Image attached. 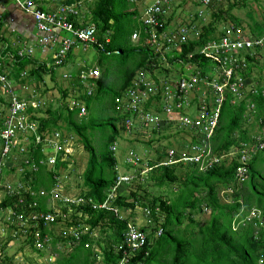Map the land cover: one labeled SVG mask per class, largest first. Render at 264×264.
I'll list each match as a JSON object with an SVG mask.
<instances>
[{"label": "trees", "instance_id": "16d2710c", "mask_svg": "<svg viewBox=\"0 0 264 264\" xmlns=\"http://www.w3.org/2000/svg\"><path fill=\"white\" fill-rule=\"evenodd\" d=\"M50 1L57 5L56 8L74 5L82 10L70 16L76 27L96 26L97 39L104 44L105 50L97 44L92 45L100 53L92 67L102 68V72L97 78H84L81 71L91 68L84 64L70 73L58 75L57 68L69 64L75 47L61 65L50 64L51 58L40 61L32 56H20L23 45L12 48L8 44V35L12 33L3 30L4 16L0 15V44L4 46L0 53V71L12 84L32 85L37 94L35 102L26 101L24 123L30 127L24 132L26 144L16 143L5 155L0 152V161L14 164L15 171L20 170L19 176H15L14 170L4 175V181L12 183L13 190L8 191L3 186L0 197L1 217H4L0 224V264H14L15 255L6 252V247L17 240H23V245H30L31 251L43 257L46 261L43 264H264V147L259 148L261 142L252 133L255 123L260 122V128L264 126V74L255 72L256 68L264 70V46L241 51L246 67L234 69L230 78L222 73L224 67L218 56L200 54L203 45L209 41L220 42L231 26H241L232 10L246 6L248 0H229L227 9L222 8L223 2L217 5L219 7L215 5L216 10L211 9L212 21L207 25H204L205 18H199L197 7L190 23L196 20L202 23V28H196L201 33L184 43L180 52H168L166 61L160 59V53H155L150 39L153 30L158 35L171 32L175 26L172 24L174 13L161 18L164 24L153 29L143 23L142 16L149 4L146 0ZM133 2L143 4L141 14L139 8H131ZM258 26L259 30L253 31L254 38H264L259 21ZM135 33L139 36L137 41L133 39ZM191 53H194L192 57ZM110 56H114L115 66ZM188 65L193 67L190 69ZM195 68L203 76L208 75L201 89L207 91L205 96L209 104L215 103L220 96V92H214L213 81L221 85L227 82L219 122L210 137L200 126L170 121L162 127L153 121L149 124L151 136L147 139V131L141 130L145 127L141 116L155 110L165 121L169 107L171 114L177 117L192 118L199 115L197 110L201 106L197 97L188 106L173 96L167 98L163 88L154 93L144 81L139 82L141 74L151 71L152 85L161 84L162 78H167L172 86L175 78ZM176 69L180 71L177 75ZM47 75L61 92V99L55 104L43 103L41 99L45 90L40 89V85L46 82ZM58 78L69 80L70 85L64 88ZM239 78L244 83L241 94L236 95L230 87ZM132 90L137 91L138 97L139 91L146 94H141L144 99L137 102V107L126 111L123 104L132 98ZM73 100L78 105L72 106ZM10 102L11 96L6 99L0 94V133L3 123L10 117ZM82 107L86 112L80 116ZM107 111L111 113L106 114ZM128 118L141 124L136 123L132 132H126L132 136L127 138L132 148L124 162L132 171L121 174L115 150L122 131H126ZM96 128L111 129L101 138L102 144L101 140H95ZM75 135L88 152L81 191L77 193L72 192L71 181H67L70 176L62 175L61 171L63 167L69 168L71 162L62 160L65 153L62 146L69 136L75 138ZM261 141L264 142L263 137ZM144 143L150 152L140 155L137 144ZM56 144L61 147L55 164L51 165L45 147L50 149ZM246 147H255L257 151L246 161L245 174L239 175L237 167L244 165L239 157ZM131 152L138 158L137 162L129 161ZM198 155L201 159L197 162L194 157ZM120 176L129 179L110 197L111 188ZM129 185L132 188L126 193ZM58 208L62 214H71V220L61 228L59 236L54 235L51 228L63 219ZM137 208L143 210L144 220L146 217V222L139 225ZM252 210L258 215L249 218ZM205 211H209L208 220L202 222L195 217ZM10 212L16 213L14 222L7 218ZM48 212L54 213L57 220L44 224L39 217ZM185 218L188 219L186 224ZM27 220L30 224L38 223L39 227L20 224ZM133 227L145 235L144 242L138 240L133 245L129 234ZM36 229L50 237L48 242L42 243L43 248L34 244ZM64 229L68 233L63 232ZM74 229L81 232L79 236ZM58 241H62V249Z\"/></svg>", "mask_w": 264, "mask_h": 264}, {"label": "built area", "instance_id": "2783aa9c", "mask_svg": "<svg viewBox=\"0 0 264 264\" xmlns=\"http://www.w3.org/2000/svg\"><path fill=\"white\" fill-rule=\"evenodd\" d=\"M178 1L179 0H152L151 3L148 4L146 7V10L142 16L143 23L150 27V28H156V26L164 24V22H161V18H166L168 14H171L172 12L175 13V10L178 7ZM226 0H199L200 2L198 6V16L203 17L206 19V14L210 13L211 6H215L216 3H221ZM17 5L26 13L33 16L36 28L41 32V36L39 37V48H42L45 51L49 52L50 58L53 59V63L57 64H63L66 62V59L68 58L69 54L71 53L73 48L77 47V45H83L85 48L89 47L90 45H99L102 50H105V46L102 42H99L96 36V26L95 25H87L84 27H76L74 22L71 21L70 16L71 15H77L82 12V10H78L74 5H61L57 8H43V3L38 0H15ZM207 10L209 11L207 13ZM172 13V14H173ZM193 18V17H192ZM194 25L190 22L175 25V28L171 32L168 33H161L160 35L157 34L156 31H152L153 34L151 36L150 41L152 42V47L154 48L155 53H160V57L162 61L167 60L168 52L173 51L172 47H177L176 51H181L183 49V44L190 42L192 39L197 38L199 33H201L200 30H196L193 27ZM231 29L226 30L225 33H223L222 38L220 39V42H214L209 41L200 50V54H204L206 56H218L222 66L224 67V73L227 75V77H231L234 69H241L242 67H246V60L243 54H241L243 50L256 47H262L264 46V38H251L248 35L241 34L242 29L239 27L231 26ZM63 32H69L72 34V36H63L58 31ZM196 35V37H194ZM133 39H139V36L137 33L133 35ZM109 40V38H107ZM136 41V40H135ZM26 45V44H25ZM38 47L35 46H22V48L19 50L20 56H35V52ZM1 51V50H0ZM173 55V54H170ZM194 53H191L189 56L192 57ZM1 58V57H0ZM1 65V64H0ZM192 66V65H191ZM193 67V66H192ZM191 67V68H192ZM190 68V69H191ZM101 74V70L99 67H91L87 70L84 69L81 71V75L84 78L87 77H94L97 78ZM208 75L203 76L202 72L195 68V70H192L189 74L183 75L178 79H175L174 82H172V86L170 83L167 82V80L162 79L159 83L155 84L154 87V93L160 92L161 88H163L165 94L168 97L173 96L172 98H176L177 100L184 101V103L188 106L192 105V101L195 97L198 98L200 103V108H198L197 112H199V115H195L194 117L190 118V116H180L177 117L174 114H171L172 109L167 108L169 114L173 115L170 120L171 121H179L182 125H192V126H200L201 129H203V132H207V136L210 137V132L213 131V128L218 124V116L220 113V107L221 104L225 98L223 96V91L227 85V82L224 83V85L219 84L217 81H213L214 83V92H220V96H217L215 103L209 104L207 101V94L206 90L201 89V86L204 83H207ZM151 75L148 71H144V73L140 76V81L145 83L147 87L154 84V80L151 79ZM244 81L239 78L238 82H234L231 87L230 91L233 92L236 95L241 94V88L243 86ZM0 84L3 85L6 90L8 91L9 95L11 96V102H10V117L8 121H5L4 129L0 133V152H2L3 155L10 152V150L15 147L17 144L16 137L17 132L21 131L22 133L29 130L30 127H27V125L24 123L25 121V112L27 109L28 103L24 100H19L17 97V94L15 93V90L13 89V84L10 82L8 77L0 71ZM166 85V87H165ZM151 90L153 88L149 87ZM166 88V89H165ZM234 88H237V90H234ZM141 91V89L139 88ZM138 93L140 97L137 95L136 90L131 91V99L128 100L127 103H124V110H130L132 108L137 107L139 101L142 98V95L145 96V91H142ZM142 94V95H141ZM164 97V96H163ZM183 99V100H182ZM182 103H179L178 106H181ZM71 105L75 106L78 105V102L75 100L71 101ZM211 113H210V111ZM86 112L85 107L81 108L80 116L83 115ZM152 113H148L141 116V119L143 123L150 124L153 121L158 122V119L156 117L150 116ZM137 123L136 119L128 118L126 120V132H132L134 129V125ZM37 140L40 141L41 137L38 136ZM61 145L56 144L50 149L47 150H53L52 154H48V163L53 165L55 164L57 160V152L60 150ZM264 145L261 144V148H263ZM198 149V147H194ZM257 151V148H245L241 151V162L244 165H240L237 167L238 174L242 175L246 172L245 163L249 159H251ZM47 153V151H46ZM208 153V152H207ZM131 156L129 157V161L131 162H137L138 158L135 156L134 153H130ZM201 156H195V161H200ZM63 160V157H62ZM11 166H15L12 164ZM6 163L0 161V197H2L3 190L2 187L5 186V188L8 191L13 190V184L10 182L4 181V175L6 170ZM33 168L37 169V166L33 164ZM18 176L20 175V170L16 169ZM129 177L127 176H120L119 181L111 188L112 195H115L117 192V189L119 185L122 182H125L128 180ZM1 209H0V224L2 223V220H4ZM8 219H12L13 222L16 217L15 212H10V216L7 217ZM43 219V223H52L57 220V216L54 213L48 212L47 214H41L40 217ZM38 218V219H39ZM37 219V220H38ZM20 224L24 227H34L38 228L39 224H30L29 221H20ZM22 229V228H21ZM25 234L28 233L26 229H22ZM76 236H79L80 233H78L77 229H74L73 231ZM130 234V240L133 241V245H136V242L138 240L139 243L144 242L145 235L140 232L137 228L133 227L129 231ZM34 244H36L39 248H43V245L45 242H48L50 237L48 234L43 235L39 229H36L34 231ZM43 243V245H42Z\"/></svg>", "mask_w": 264, "mask_h": 264}, {"label": "rangeland", "instance_id": "374dc122", "mask_svg": "<svg viewBox=\"0 0 264 264\" xmlns=\"http://www.w3.org/2000/svg\"><path fill=\"white\" fill-rule=\"evenodd\" d=\"M199 0H182V2L178 1V7L175 10L174 15H172V24L173 25H179V24H183V23H187L192 21L191 18L195 15L196 9L198 7L197 2ZM147 3H151L152 0H146ZM229 0L223 2L222 4V8L227 9L228 8V3ZM133 7H131L132 9L135 8H139L140 14L144 11L143 8V4L140 3H136L133 2ZM219 4L216 3L215 5L217 6ZM219 7V6H217ZM11 8H15V1L14 3L12 2L11 4ZM211 9L216 10L215 6H211ZM211 9H210V13L206 14V19H205V24L207 25L209 22L212 21V14H211ZM16 11V9H15ZM209 11L207 10V13ZM173 13V12H172ZM171 13V14H172ZM232 13L234 15H236V20H239L241 22V26H236L242 29L241 34L243 35H248L251 38H254L255 36L253 35V31L259 30V26H258V21L261 23L262 29H264V0H248L247 1V5L244 7H240V8H234L232 10ZM254 22V26L252 27L251 24L253 25ZM256 22V23H255ZM196 23V24H195ZM195 23L193 24L194 29L199 28L203 26L202 23H200L198 20L195 21ZM229 24V21H228ZM200 25V26H199ZM175 28V26L173 27V29ZM65 34H67L68 36H72L71 33L69 32H65ZM196 37V35L194 36ZM137 41V39H135ZM132 43H136L135 41H133ZM32 42H28V45H23V46H31ZM36 47V45H33ZM177 47L173 46L172 50L176 49ZM264 50V49H263ZM39 51V50H38ZM37 51V52H38ZM264 54V51H263ZM260 54L258 53L257 58H259ZM100 57V53L96 51V49L94 48V46L90 45L87 48H84L81 44L77 45V47L75 48L74 52L72 53L71 56V60L69 62L68 65H62L59 66L57 68L56 73L59 74H63L65 72H72L73 70H77L79 69V67L83 66L84 64H86L88 67H92L95 62L97 61V59ZM109 58L111 59V64L114 63L115 66V58L114 56H110ZM44 59H50V55L48 53H45ZM161 59V58H160ZM166 64H168L169 66V62H167ZM173 66V65H170ZM191 65H188V68H191ZM255 69V68H254ZM199 70V69H198ZM101 72H102V68H101ZM151 74H153L151 71H148ZM178 72L180 71H175V74L177 75ZM191 71H188L187 74H189ZM225 71L223 70L222 73H224ZM256 73H261L264 74V70H261L260 68H256L255 69ZM181 76V74L179 75V77ZM46 82L45 83H41L40 85V89L45 90V93L43 95L42 102H53L54 104L59 101L61 99V92L59 91V89L56 87V85L54 84V82L52 81L50 75L46 76ZM163 79V78H162ZM169 79V78H168ZM176 79V78H175ZM151 80V79H150ZM165 80V79H164ZM167 80V78H166ZM58 82L63 84L64 88H67L70 84H69V80L67 79H60L58 78ZM237 82V81H235ZM149 87L153 88L155 87V85H150ZM14 90H16V87L13 88ZM234 90H237V88H234ZM17 91L21 92L20 95L24 96L26 99L31 100V101H36L34 100L35 98H37V94L34 92V88L32 85H28L27 87L24 86H20L17 87ZM0 94H4L5 98L7 99L9 94L8 91L6 90V88L1 85L0 86ZM23 97V98H24ZM71 97V96H70ZM69 97V98H70ZM163 98V97H162ZM161 98V99H162ZM26 99H24V101H26ZM156 102V101H155ZM151 112H153L156 115V118L158 119L159 123L162 125V127L167 126V123H170V119L172 117H174L173 115L167 113L165 118L166 120L164 121L163 118L156 113L155 110H152ZM111 113V111H107L106 114ZM151 114L150 116L155 117L154 114ZM252 116V115H251ZM260 123V122H258ZM255 123L254 128L255 131H253L252 133L255 134L256 140L258 142H261L262 145H264V142L261 141L262 137L264 138V126L263 127H259V124ZM137 124H141V122H137ZM145 127H142L141 130L146 132L147 131V139L150 138L151 134L148 133L150 130V125L149 124H144ZM97 130L94 131L95 133V140L98 142L101 140L102 137H104L105 134H108L111 129L110 128H104V129H100V128H96ZM172 130V129H171ZM170 131V129L168 130ZM181 135V134H180ZM134 137V136H133ZM77 140H76V139ZM75 138H71V136L68 137V140L66 142V144H64L62 147L64 149V154H63V160L64 161H71L70 162V166L69 168H65L63 167L61 169L62 171V175H69L70 176V180L67 179V181H71V186L74 188L72 190V192H80L81 191V185L83 182V178H82V173L86 168L87 165V160H88V152L84 149L83 144L81 143V140L79 139L78 135H75ZM129 138H132V136L126 134L124 131H122V135L120 137V141L118 142V148L117 150H115L117 158H118V162H119V169H120V173H125V172H130L131 168L127 167L125 165V159L128 156V153L130 151L131 147V143L128 141ZM16 142L19 145H25L26 144V140L24 139V133H22L21 131L17 132V137H16ZM96 143V145L98 146L99 144ZM103 142V139L101 140V144ZM261 144L259 145V148H261ZM138 148H137V152L140 155H144L147 154L149 151V148L147 145L143 144H137ZM235 148L233 149V151L231 152V154L234 153ZM47 151V154H52V152H54L53 150H47V148L45 147V152ZM231 157V156H230ZM73 161V162H72ZM12 164H8L6 165V170H5V174L7 172H11L12 170L15 171L14 166H11ZM15 176H17V171H15ZM132 187L126 186V193L129 192L131 190ZM125 193V194H126ZM47 205L49 207H51L52 205L48 204ZM57 212H60L61 215L63 216V219L60 221H58V223L54 224L51 228H53V232L54 235H58L61 233V228H64L66 226V224L68 223V221H70V216L71 214L69 213H63L62 211H60V209H56ZM137 214H138V219H137V224H142L145 220L144 218L141 216L143 215L142 212L143 210L141 208H137L136 210ZM258 215V212H256L255 210H252V212L249 215V218ZM195 217H197V219L203 221H206L209 219V211H205L204 213L201 212L199 214H196ZM146 222V221H145ZM144 222V223H145ZM184 223H188V219L185 218L184 219ZM65 233H68V230L64 229ZM81 233V232H80ZM59 236V235H58ZM23 240H17L15 241V243L11 244V246H7L6 247V252H8L9 254H14L15 257H13V263L17 264L18 262L23 263V264H29L31 262L35 263V264H43L44 262L46 263L45 260H43V257H40L39 254H37L34 251H31V246L30 245H23ZM59 247H61L62 245V241H58ZM21 247H23L21 249ZM18 248V249H17ZM63 248V246L61 247V249ZM71 248L67 247V250H69ZM43 260V262H42Z\"/></svg>", "mask_w": 264, "mask_h": 264}, {"label": "crops", "instance_id": "0c3cea01", "mask_svg": "<svg viewBox=\"0 0 264 264\" xmlns=\"http://www.w3.org/2000/svg\"><path fill=\"white\" fill-rule=\"evenodd\" d=\"M15 0H0V15L4 16V23L5 26L3 27V30L8 29L6 31L7 33H12L8 35V44L12 47L15 48L17 45H28V42H32L31 46L36 45L37 50L35 52V58L39 59L40 61H44L45 53H48V51L43 50L42 48H39V37L41 36V32L36 28L35 23L32 20V15L26 14L15 2V8H11L12 2L14 3ZM43 3V7L46 8H56V4L53 3L50 0H38ZM16 9V11H15ZM0 16V18H1ZM16 22V23H15ZM16 26V29L15 27ZM13 31V32H11ZM58 33H60L63 36H67L65 32L57 30ZM40 35V36H39ZM1 48H4L3 44H0V50ZM3 50V49H2ZM39 50V51H38ZM38 51V52H37ZM176 51V50H175ZM1 53V51H0ZM172 57H176L174 55H170ZM53 63V60H50V64ZM15 82V81H14ZM24 86L22 84H17L16 82L13 84V87H16L15 93L17 96L20 97L21 100L26 99L24 96L20 95V91H17V87ZM28 85H25L24 87H27ZM166 87V85H165ZM168 87V86H167ZM166 87V88H167ZM165 88V89H166ZM9 94V93H8ZM10 95L8 96L7 99H9ZM24 97V98H23ZM28 99H26L27 101ZM126 133V131H125ZM119 168V165H118ZM120 171V169H119ZM132 171V170H131ZM130 171V172H131ZM130 172H125L124 174H129ZM123 174V173H121Z\"/></svg>", "mask_w": 264, "mask_h": 264}]
</instances>
